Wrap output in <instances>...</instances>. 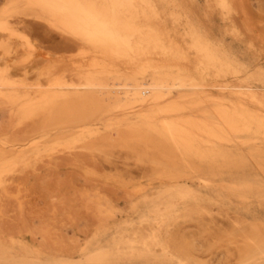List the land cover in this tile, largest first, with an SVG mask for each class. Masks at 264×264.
<instances>
[{
	"label": "rangeland",
	"instance_id": "1",
	"mask_svg": "<svg viewBox=\"0 0 264 264\" xmlns=\"http://www.w3.org/2000/svg\"><path fill=\"white\" fill-rule=\"evenodd\" d=\"M9 1L0 0V17ZM74 1L155 33L176 56L162 72L168 89L154 105L97 114L89 133L52 128L36 108L59 84L78 83L98 62L150 82L164 56L137 49L135 37L119 57L103 55L34 7L6 18L0 264H182L178 246L188 264H264L242 258L264 242V0ZM167 104L175 110L161 114ZM140 118L160 132L116 129Z\"/></svg>",
	"mask_w": 264,
	"mask_h": 264
},
{
	"label": "bare ground",
	"instance_id": "2",
	"mask_svg": "<svg viewBox=\"0 0 264 264\" xmlns=\"http://www.w3.org/2000/svg\"><path fill=\"white\" fill-rule=\"evenodd\" d=\"M22 3H24L26 9L20 7ZM33 7L39 11L36 12H38L41 17L53 18L63 27L77 32L85 40L84 43L88 44L91 49L98 50L103 55L111 54L115 57H119L123 51H128L131 48V38L135 37V47L137 49L140 48L141 51H145L149 47L152 52H157L159 55L164 56L165 60L164 63H159L153 67L155 76L150 82H140L135 73L132 76L115 75L116 71L113 70V65L108 62L109 65L105 66V64L103 65L98 62L94 63L86 71L79 74L78 83L65 87H63V84H59L58 86L62 89V91L46 95L41 101L43 106L36 108L37 111H42L48 116V121L52 128L76 127L80 129L81 133H89L90 130L88 129V126H86V123L89 119L99 113L102 114L113 110H126L133 109L138 106L154 105L156 102H160L164 98V94L168 89V84L164 81L162 72L165 66L168 67L171 63H174L176 56L171 48L169 49L162 44L161 40L155 33L150 34L147 29H136L129 23L119 22V20L114 16H109L107 11L105 12L106 14L102 12L100 13L94 7H89L87 10H81L74 0H10L5 9L2 11V17H0V32L7 31L8 24L6 26V18L15 13L26 14L27 10ZM32 10L34 11L35 9ZM137 32L140 34H136ZM197 50L202 54V56L208 57L206 50H204L199 44H197ZM250 96H252V94H250ZM174 110V106L167 104L160 109V113L165 114ZM154 122L155 121L152 118H140L129 124H126L124 120L117 125L116 129L123 136H133L134 134L147 133L154 134L160 132L156 129ZM231 123H229L228 126L233 128L234 125ZM165 129L170 135L179 138L182 142L188 143L187 141L189 138L186 136V133H184V129L167 124L165 125ZM187 216L188 215H186V217ZM232 233H234V231L229 234L233 236ZM243 236L246 237V235ZM224 237L223 240L226 241L227 239ZM220 240L218 239L219 242ZM227 242H229V240ZM229 243L232 244L231 242ZM240 247L242 246L240 245ZM163 249L167 250L168 248L163 246ZM174 250L176 256L181 262L186 264L189 263V258L191 256L187 253L188 248L187 252H184L183 248L180 246L174 247ZM97 253H101V255L103 254L102 252ZM260 256H264V242L251 244L242 258L243 261L245 260L247 262L248 260L250 261L251 259H255ZM99 257L102 258L100 255ZM93 259H91V261ZM95 261L102 263V260H98V258L97 260L94 259V262Z\"/></svg>",
	"mask_w": 264,
	"mask_h": 264
}]
</instances>
